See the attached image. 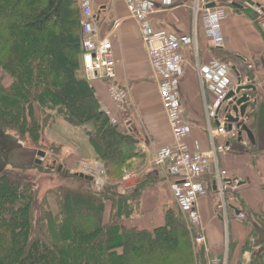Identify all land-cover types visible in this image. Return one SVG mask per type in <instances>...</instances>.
I'll return each mask as SVG.
<instances>
[{"label":"trees","instance_id":"16d2710c","mask_svg":"<svg viewBox=\"0 0 264 264\" xmlns=\"http://www.w3.org/2000/svg\"><path fill=\"white\" fill-rule=\"evenodd\" d=\"M82 23L79 0H0V68L11 77L5 85L0 76V136L25 140L24 133L32 132L37 144V131L45 132L53 121L50 99L72 125L91 127L86 134L93 149L109 170L119 171L138 155L137 140L111 121L81 74ZM254 104L253 127L264 125V105ZM7 149L12 155L17 145ZM11 165L0 170V264H206L204 252L196 255L192 244L191 228L199 225H187L174 210L154 229L122 226L140 212L143 182L129 194L115 182L95 190L82 172L57 166L58 185L40 195L23 171L28 167ZM263 260L264 252L251 264Z\"/></svg>","mask_w":264,"mask_h":264},{"label":"crops","instance_id":"0c3cea01","mask_svg":"<svg viewBox=\"0 0 264 264\" xmlns=\"http://www.w3.org/2000/svg\"><path fill=\"white\" fill-rule=\"evenodd\" d=\"M89 1L101 36H111L118 80L128 89L129 98L123 104H114L103 78L91 80L90 83L102 105L107 106L116 119L119 117L126 120L125 128H122L130 131L137 140L138 155L134 158L141 163L134 168L137 171V174L134 172L135 177L128 181L133 184L125 186L136 187L143 182L147 187L138 216L123 219L121 224L125 228L154 229L164 225L166 212L175 208L176 200L171 190L172 177L167 167L155 163L157 150L172 142L171 127L162 106L139 25L129 16L125 0ZM179 1L175 0V4L166 8L162 6L163 0H157V9L151 20L155 28L191 38V43L183 48L184 73L179 78L183 115L191 126V133L186 140L192 149L208 150L211 147L208 105L215 99V91L209 84L202 82L197 66L207 65L212 60L225 62L232 70L228 91L235 89L239 77L243 83H248L250 79V83H254L257 89L246 92L264 105V33L257 22L254 7L247 6L242 10L232 7L221 23L224 44L212 47L205 34L201 15L194 10L196 0ZM253 1L264 7V0ZM115 21H121V24L113 30ZM111 31L115 32L110 35ZM254 105L251 103L248 107L249 114ZM225 106L227 104L222 106L223 109ZM221 117L223 119V115ZM253 121L254 118L250 116L247 125L254 134L255 144L246 133L243 134L242 141L238 136L232 138L227 135H219L215 139V144H229L231 150L219 154L217 162L211 161L210 171L202 178L208 192L197 202L199 229L205 238L204 243L199 246L205 247L207 258L210 255L212 258L226 255L228 264H238L242 257L244 262L248 261L246 258L250 257V250L246 247L254 237L252 226L254 223L264 226V218L260 219V216L264 217V125L258 122L257 127H253ZM213 124L218 127L220 123L214 121ZM69 157V168H76L74 163L77 157ZM217 164L227 171L233 181H237L234 192L237 204L247 214L246 220L235 218L232 207L228 204L226 222L225 211L220 207L223 196L215 184ZM229 196L227 193L226 201ZM110 209L111 203H108L107 219ZM141 216L143 217L140 218ZM187 221L189 222L188 219ZM211 259L207 264H210Z\"/></svg>","mask_w":264,"mask_h":264},{"label":"built area","instance_id":"2783aa9c","mask_svg":"<svg viewBox=\"0 0 264 264\" xmlns=\"http://www.w3.org/2000/svg\"><path fill=\"white\" fill-rule=\"evenodd\" d=\"M233 2L234 0L195 1L194 10L201 15L205 34L212 47H220L224 44L221 23L226 18L228 9H233ZM125 3L128 7L129 16L138 20L139 31L146 44L162 106L172 131V142L161 146L157 150L155 163L158 166L167 167L168 173L172 177L171 190L179 209L186 215L191 224L198 226L200 213L197 202L200 197L208 192V187L202 178L210 171L212 160L217 162L219 154L231 150L229 144H215V139L219 135H227L232 138L237 136L236 129L233 131L225 129L224 118L222 119V113L219 111L221 106L232 100L230 98L225 101V96L231 84L230 72L232 70L229 65L221 60H212L204 66L198 64L201 80L213 88L215 99L208 105V131L211 136V147L208 150L192 149L186 140L191 133V126L183 115L179 80L184 73L183 48L191 43V38L189 36H178L165 29H158L153 26L151 16L157 9V0H125ZM173 3L175 4V0H163L162 6L170 8ZM211 3H214V6H209ZM80 6L83 18L82 75L89 81L103 78L107 83L111 101L118 105L123 104L127 102L129 92L118 80L111 36H101L89 0H81ZM252 7L256 9L257 22L264 33V10L260 6ZM120 24L121 21H115L113 30ZM113 32L115 31H111L110 35ZM103 110L111 117L113 123L117 122L108 108L103 107ZM214 121L220 122L218 127L214 126ZM85 167L88 168V165L85 164ZM103 172L101 171V173ZM215 174V184L223 196V204L220 207L225 211L226 222L228 221V204L231 205L235 218L238 220L246 219V213L239 211L237 196L234 192L237 181H233L228 176L227 171L221 169L218 164L215 167ZM130 176L131 174H128L127 178ZM133 177L134 175L126 181ZM100 182L102 180L98 179L95 183L100 185ZM227 193L230 196L226 201ZM195 240L197 244L204 243L205 238L201 230H199ZM210 264H228L227 256L214 257L211 259Z\"/></svg>","mask_w":264,"mask_h":264},{"label":"rangeland","instance_id":"374dc122","mask_svg":"<svg viewBox=\"0 0 264 264\" xmlns=\"http://www.w3.org/2000/svg\"><path fill=\"white\" fill-rule=\"evenodd\" d=\"M136 22L138 23V20H136ZM0 76H3L5 78L4 79L5 85H9L11 83V77L1 68H0ZM47 101L50 103L49 104L50 109L47 110L48 113H50V115L53 116L52 117L53 121L49 124L45 132H43V130L37 131V135H36L37 144H33L32 142L33 141L32 138L35 135L32 132L24 133V135L26 136L25 140L23 139L17 140L15 137L5 134H2L0 136V170L4 168H11L12 163L26 165L28 168L23 171L24 173L29 174L31 177L34 178V180L37 183V186L39 187L40 195H43L48 188L58 185L60 180L56 178L53 169L54 167L56 168L61 164L63 165L64 168L68 169L70 172H79V171L82 173L90 172L89 174L94 177L91 185L95 190H100V188L104 187L107 183L115 182L120 188V190H123L125 193L128 194L132 193L133 190L138 186L132 188V190H129L130 191L129 192L126 190L127 187L125 186L126 184L125 181L128 178L132 177L133 175L135 177V173L137 174V171L134 170V168H137L136 166H138L141 163V161L132 158L131 160L127 161L126 164L122 166V168L119 171L116 170L115 168H110L111 170H109L110 166L108 167L107 165H105L103 159L101 160L99 158V156L96 153L97 150L95 151L93 149L89 137L86 134L88 133L91 127L88 126L76 127V125L74 124L72 125L71 122H69L70 119L67 117L65 111L56 102L50 101V99H47ZM103 107L107 108V106L105 105H103ZM117 120L118 121L115 124L118 125L122 131H126V129L125 130L123 129L125 128V123H127L126 120L124 119L122 120L119 117H117ZM133 136L135 137V135ZM14 144L17 145V151L12 155H9L7 147L10 146L12 147ZM40 144H43V149H44L43 151H45V155L43 157H40L37 151V146ZM136 151H138L137 146H136ZM71 155H75L77 157L74 163L75 165H77V167L76 168L74 167L72 169L69 168L70 165L67 163L68 158H70L69 156ZM37 159L42 160L41 161V163L43 164L42 169L30 168L32 167L31 164L34 161L36 162ZM85 164L88 165V168L85 167ZM101 171L104 172L101 173ZM110 171H113V173ZM128 174H131V176L127 178ZM98 179L102 180V182H100V185H97L95 183L96 180ZM146 189L147 187L143 189V192L141 193V198H140L141 201ZM174 207L175 208H171L169 210L174 209V211H176L178 214L182 215V217L185 218L187 225H189L190 223L187 221L184 213L179 209L177 202L174 203ZM140 208H141V203H140ZM134 216H138V214ZM142 217L143 216H141L140 218ZM199 230L200 229L197 228L196 230L191 228L192 244L196 255H198L197 253H199L200 250L203 251L204 254L207 252V250H205V247L199 246L200 244H197L195 240ZM254 241H255V235L253 239H250L248 241V246L246 247L248 250H250L249 251L250 257L246 258L248 259V261L244 262L245 260L242 257L240 258L238 264H251V261L253 260V256L255 258L256 256L255 253L257 252V249H255L253 245L255 244ZM205 258L207 264V261H209V259H211L212 256L210 255L208 258L207 257ZM198 264H203V263L200 261V263Z\"/></svg>","mask_w":264,"mask_h":264},{"label":"water","instance_id":"95a60500","mask_svg":"<svg viewBox=\"0 0 264 264\" xmlns=\"http://www.w3.org/2000/svg\"><path fill=\"white\" fill-rule=\"evenodd\" d=\"M248 5L250 6H259V4H256L253 0H244ZM233 5L237 9H243L244 6L234 1ZM209 6H214V3L209 4ZM248 83H243L242 78H238V83L235 89H231L228 91V93L225 96V101L232 98L227 104V106L224 107L222 113L224 118V127L227 131H232L234 129L237 130L238 139L240 141L243 140V134L246 133L249 140L255 144V137L252 132V130L247 125V121L250 119V114L247 112L248 107L250 104L255 103L257 100L255 98H252L250 94H248L246 91L253 90L256 91L257 86L254 83H250V80L248 79ZM243 92V93H241ZM220 123V122H219ZM38 155L40 157H43L45 155V151L39 150ZM41 159H37V163H41ZM59 170L63 169V165H59ZM81 175L85 176L86 178L93 180V176L87 175L84 173H81ZM133 182L126 183V185H132ZM254 229L258 233V237L256 239V242L254 246L257 248L256 258L259 259L261 254L264 252V229L261 227L258 223L253 224Z\"/></svg>","mask_w":264,"mask_h":264},{"label":"flooded vegetation","instance_id":"af4514ba","mask_svg":"<svg viewBox=\"0 0 264 264\" xmlns=\"http://www.w3.org/2000/svg\"><path fill=\"white\" fill-rule=\"evenodd\" d=\"M235 1L241 3L244 6V8L247 7V5H246L247 3L244 0H235ZM259 6L262 7V9L264 10V7L262 5H259Z\"/></svg>","mask_w":264,"mask_h":264}]
</instances>
